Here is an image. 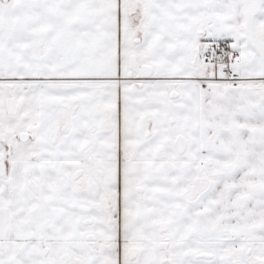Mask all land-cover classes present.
Wrapping results in <instances>:
<instances>
[{"label":"snow or ice","instance_id":"obj_1","mask_svg":"<svg viewBox=\"0 0 264 264\" xmlns=\"http://www.w3.org/2000/svg\"><path fill=\"white\" fill-rule=\"evenodd\" d=\"M0 264H264V0H0Z\"/></svg>","mask_w":264,"mask_h":264}]
</instances>
